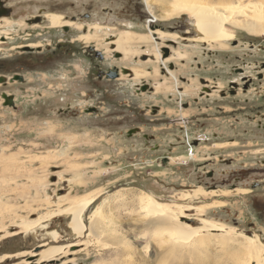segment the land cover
I'll list each match as a JSON object with an SVG mask.
<instances>
[{
  "label": "rangeland",
  "instance_id": "374dc122",
  "mask_svg": "<svg viewBox=\"0 0 264 264\" xmlns=\"http://www.w3.org/2000/svg\"><path fill=\"white\" fill-rule=\"evenodd\" d=\"M75 1L86 3L88 0ZM237 1L240 4L237 5ZM234 4L246 15L238 26H228L231 38L223 42V48L214 43L194 41L192 20L184 15L162 22L165 28L178 27V30H163L173 37L165 36L152 42L148 36L141 41L147 44H142L136 40L137 36L124 41L121 36L119 43L123 54L121 59L114 60L111 48L106 45L107 37L114 35L115 41L125 31L148 32L136 23L100 16L88 23L92 31L98 32V38L91 42L97 43V48L106 49L110 56L108 64L129 68L132 77L122 73L119 80L106 85L93 79L88 83L87 78L83 80L88 73L87 67L82 71L85 63L74 61L75 72L71 68L59 74L44 72L48 74L46 82L42 83L45 96L35 92L34 87L33 92L23 94L22 98L18 90L9 88L17 97L18 107H0V264H22L25 260L22 253L39 248L44 241L43 234L56 232L58 244L69 238L65 217L52 219L49 227L39 233L37 242L24 235L5 237L7 232L16 230H9L10 225L55 212L57 200L62 199V205L71 198L92 195L96 200L85 215V224L90 223L91 215L100 208L97 219L94 218V221H102L100 240L93 242L90 248L85 245L74 248L76 254L53 264L240 263L232 260V253H219L215 247L203 253L173 251L172 245L164 243L167 234L146 225L149 217L139 205L142 194L166 204L175 213L179 212V207L189 206L191 210L184 213L181 222L189 217L190 224L197 226L198 219L209 220L224 226L227 230L223 234L234 229L238 234L258 236L264 243V225L247 206L245 194H240V191L252 189L243 187L234 195L228 186L213 189V180L209 178L211 174L222 175L228 169L221 164L216 166L218 156L235 157L239 167L244 163L251 173V185L263 178L264 115L251 114L243 118L235 115L232 108L246 98L257 96L255 90L243 94L244 79L257 81L262 77L264 80V0H234ZM107 5L109 0H102L100 7ZM152 7L155 17L162 20V6ZM253 13H257L258 18ZM81 23L83 21L77 25ZM80 34L77 29L76 35ZM165 40L174 42L170 45L172 58L169 63L156 58L159 49L164 57ZM178 52L184 58L179 57ZM144 53L153 57L144 61ZM133 71L140 75L136 78ZM27 77L31 80L45 78L30 74ZM144 83L153 91L140 89L139 92L137 89ZM232 83L240 88L238 95L224 98L222 94L235 85ZM85 92L90 98L82 97ZM42 101L48 106L41 117L35 110L27 112V106L36 108ZM68 103L71 110H75V116H59L57 109ZM90 108L96 110L90 113ZM182 127L184 133L180 132ZM137 128L139 132L132 133ZM213 133H219L221 139L215 140ZM192 137L201 139L199 146L188 145ZM231 138L236 140L233 147L225 144ZM216 142L221 145L215 147ZM191 148L195 157H190ZM251 218L258 226L256 230L260 231H248L246 223ZM107 231L110 232L107 234ZM137 235H144L147 242L134 241ZM81 241L84 244L88 238ZM42 250L41 247L38 252Z\"/></svg>",
  "mask_w": 264,
  "mask_h": 264
},
{
  "label": "flooded vegetation",
  "instance_id": "af4514ba",
  "mask_svg": "<svg viewBox=\"0 0 264 264\" xmlns=\"http://www.w3.org/2000/svg\"><path fill=\"white\" fill-rule=\"evenodd\" d=\"M101 1L102 0H88L86 3H81L75 0H0L1 108L15 109L18 107L17 97L14 93L9 92V88H15L16 91L18 90L22 98L25 97L23 94H30V92H33L32 89L34 87L37 88H35V92H39L45 96L44 92L42 93L44 90L42 83L46 82L45 79L48 77V74L44 72L54 71V73L59 74L61 70H66L68 68H71L75 72L77 66L72 63L74 61L85 63L83 64L82 71L85 72L87 67L88 73L83 77V80L87 78L88 83L93 79L97 83L106 85L107 82L119 80L122 73H124L123 75L129 74L131 76L129 68L121 67L117 64H108L110 56L107 54L106 49L97 48V43L94 41L91 42L98 38V32L95 33L94 29L92 31L88 23L97 17L106 16L105 18L108 20L115 18L118 21L136 23L139 25L137 27L143 28L148 32V34H138L125 31L122 32L115 41L113 39L116 36L111 35V37H107L106 40L108 41L106 45L111 48L110 52L112 55L114 54V60L121 59V53L123 54V51L117 50L116 45L119 43V38L121 36L124 38L122 41L128 40V37L125 35L126 33L131 36L132 40L135 39L134 36H137L136 40L140 41L139 43L147 44L141 42L144 37L151 36L153 41L154 39L161 40V38L165 36H172L171 34L163 32V30H178V27H163L162 22L166 21L156 18L154 15L155 10L152 8V10H150L145 0H109V5L105 7L102 6V8L100 7ZM81 8H83V10ZM51 16L61 17L63 25H53ZM79 21H83V23H81L82 25H77ZM119 24L123 27L133 28V26H128L124 23ZM77 29L81 32L79 37L76 35ZM165 43L167 44L162 46L164 57H162L161 49H159L157 50L158 52H156V58L159 62L169 63L172 58L170 57V45L174 42L172 40H165ZM124 54L127 56L126 52H124ZM157 55H159V57ZM143 56L144 61L149 59L147 57H153V55L148 53H144ZM165 68L167 67L165 66ZM78 69L81 70L80 65H78ZM262 69H264V66ZM72 70L70 72L74 73ZM133 72L136 78L140 75L137 71ZM167 72H170V70ZM28 74L45 78L41 80V77H39L40 80H31L28 79ZM261 75L260 73V76ZM16 84L17 87H15ZM263 84L264 80L262 77L257 81L253 78L244 79L242 81V86H244L243 94H251L252 90H255L257 96L252 99L246 98L240 101L237 107L234 105L232 111L236 112L235 115H239L243 118L249 117L251 114H258V117L264 115ZM28 85L29 87L27 89ZM140 89L144 92L153 91V88H150L146 83L141 85L137 90L140 92ZM238 90H240V88L235 84L231 86L229 91L224 92L222 96L225 98L231 95L232 98H235V96L238 95ZM104 92H106V90H104ZM180 93L182 94L184 92ZM208 93L207 96L209 95ZM82 95V97L90 98V94L86 92ZM36 106V108L27 106V112L33 113L35 110L41 117L48 104L46 101H42L38 102ZM187 107L188 105H185V108ZM71 109V104L68 103L66 107H59L57 113L59 116H75V110ZM95 110L94 108H90L89 112L91 113ZM142 114L144 115L145 113ZM185 124H187V120ZM262 124L264 125V123ZM183 128L184 127L181 128L183 131L180 130V132L184 133ZM186 128L187 130H185V132L189 139V130L188 127ZM232 129L235 130L236 127ZM138 130L137 128L134 132L132 131V133H138ZM144 136L145 139H147V136ZM212 136L217 141L221 139L219 133H213ZM149 140L151 141L153 139ZM200 143V138L192 137L188 145L197 147ZM225 144L233 147V145L236 144V140L231 138ZM219 145H221L219 142L214 144L215 147ZM190 153V157H195L193 148H191ZM165 159L169 160L168 157H165ZM237 161L238 159L235 157L226 159L225 157L223 158V156H218L216 158L215 164L217 167L222 165L227 166L228 169L226 173L224 171L222 175H218L217 173V175L211 174L209 176V178L213 180V189L219 190L221 185L228 186L232 193L236 195L238 194V190L248 186L252 190L247 192L244 191L245 193L240 191V194H245L247 197V206L251 207L256 212V219L261 221L264 225V164L262 165L263 178L255 180L251 185L249 182L251 175L249 169L246 168L244 163L239 167ZM258 189L261 190V193H255ZM252 219L253 218H251V220L249 219L246 223L248 231H260L256 230L258 226Z\"/></svg>",
  "mask_w": 264,
  "mask_h": 264
},
{
  "label": "bare ground",
  "instance_id": "6f19581e",
  "mask_svg": "<svg viewBox=\"0 0 264 264\" xmlns=\"http://www.w3.org/2000/svg\"><path fill=\"white\" fill-rule=\"evenodd\" d=\"M145 2L150 10L153 9L152 5L156 8L162 6V21H170L181 18L184 15L189 16L192 20L191 29L196 34V37L193 39L194 41L211 45L214 43L222 48L224 47L223 42L231 38L227 29L228 26H238L246 15L239 6H235L234 0H145ZM236 4L238 5L240 2L237 1ZM254 14L257 13H253L252 15ZM259 14L261 15V13ZM256 17L258 18V14ZM51 21L55 26L63 25L62 18L59 16H51ZM125 35L128 37V40L131 39L129 34L126 33ZM142 40H147V38L144 37ZM150 40L153 41L151 38ZM116 48L120 50V43L116 45ZM177 54L179 57L183 56L179 52ZM61 200L56 201L55 207L58 210L55 212L46 213L33 221H23L20 224L9 226V230H16L7 232L5 237H20L24 235V238L37 242L38 238H40L39 233L49 227L52 219L56 217L68 219L67 230L69 238L66 241L64 240V242L58 244V234L56 232L41 235L44 241L39 245V248L42 247L43 250L40 252L31 251L22 253L21 257L25 259L22 264H51V262L53 264L68 255L76 254L77 251L75 252L74 248L82 245L90 248L93 246V242L100 240L101 234H103V228H100L102 221H94V218L97 219L99 215L100 208L91 215L90 223L85 224V215L94 204L96 196L71 198V200L65 201V204L60 205ZM139 201L140 208L149 217L146 225L157 232L164 235L167 234L168 237H166L167 239L164 240V243L172 245L171 249L173 251L179 250L189 254L193 252L203 253L207 248L215 247L219 253L229 255L232 253V260L235 263L240 262L237 264H264V243H262L258 236L252 238L238 234L234 229H231L230 233L229 230L226 234H223L227 229L209 220L198 219L197 226L190 224L191 218L189 217L185 218L186 221L181 222L180 220L184 217V213L191 210L189 206L179 207V212L175 213L169 206L158 202L148 194H142L139 197ZM214 206L216 207L217 204H214ZM114 225L111 227H114ZM112 230L115 231L114 229ZM108 232L110 231H107V234ZM0 233H2V230H0ZM82 238H88V241L83 244ZM121 238V241L124 240L123 237ZM134 241L144 242L145 236L137 235L134 237ZM123 246L125 247V245Z\"/></svg>",
  "mask_w": 264,
  "mask_h": 264
},
{
  "label": "water",
  "instance_id": "95a60500",
  "mask_svg": "<svg viewBox=\"0 0 264 264\" xmlns=\"http://www.w3.org/2000/svg\"><path fill=\"white\" fill-rule=\"evenodd\" d=\"M26 241H27V240H26ZM39 250H40V248L37 247V248L35 249V252H38ZM51 264H52V262H51Z\"/></svg>",
  "mask_w": 264,
  "mask_h": 264
}]
</instances>
